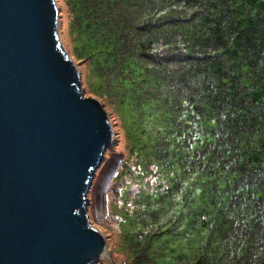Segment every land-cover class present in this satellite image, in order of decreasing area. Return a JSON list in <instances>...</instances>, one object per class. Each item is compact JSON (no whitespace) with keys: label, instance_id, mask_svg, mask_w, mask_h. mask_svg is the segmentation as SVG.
<instances>
[{"label":"trees","instance_id":"obj_1","mask_svg":"<svg viewBox=\"0 0 264 264\" xmlns=\"http://www.w3.org/2000/svg\"><path fill=\"white\" fill-rule=\"evenodd\" d=\"M65 1L125 140L129 264H264V0Z\"/></svg>","mask_w":264,"mask_h":264},{"label":"water","instance_id":"obj_2","mask_svg":"<svg viewBox=\"0 0 264 264\" xmlns=\"http://www.w3.org/2000/svg\"><path fill=\"white\" fill-rule=\"evenodd\" d=\"M113 141L58 33L55 0H0V264H91L87 191Z\"/></svg>","mask_w":264,"mask_h":264},{"label":"rangeland","instance_id":"obj_3","mask_svg":"<svg viewBox=\"0 0 264 264\" xmlns=\"http://www.w3.org/2000/svg\"><path fill=\"white\" fill-rule=\"evenodd\" d=\"M55 2L58 9L59 38L63 47L71 57V45L67 35L69 14L66 1L55 0ZM78 66L80 68L78 69L81 75V85L84 96L94 97L91 92H89L90 90L83 79V73L85 71L84 66L82 64H78ZM108 111L109 110H107V113L111 123L112 115L109 114ZM115 130L117 132L116 141L114 140V135L112 143L106 149L103 159L95 169L94 176L87 191L88 202L86 207L89 219L91 223L102 232L106 240V249L103 257L91 264H129L128 251L126 250L122 236L126 225L124 222H119V215L122 214L121 216H123V212L118 209L120 201H117L114 192V188H120L126 169L124 162L128 155L123 133L118 127Z\"/></svg>","mask_w":264,"mask_h":264},{"label":"bare ground","instance_id":"obj_4","mask_svg":"<svg viewBox=\"0 0 264 264\" xmlns=\"http://www.w3.org/2000/svg\"><path fill=\"white\" fill-rule=\"evenodd\" d=\"M105 107V106H104ZM103 255H104V253H103ZM103 255L101 256V257H103Z\"/></svg>","mask_w":264,"mask_h":264}]
</instances>
